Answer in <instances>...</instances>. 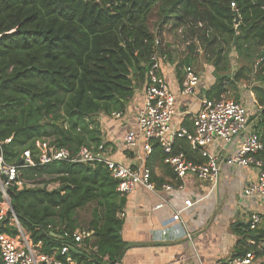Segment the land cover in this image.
I'll list each match as a JSON object with an SVG mask.
<instances>
[{"label": "trees", "instance_id": "trees-1", "mask_svg": "<svg viewBox=\"0 0 264 264\" xmlns=\"http://www.w3.org/2000/svg\"><path fill=\"white\" fill-rule=\"evenodd\" d=\"M175 26L187 39L181 66L195 61L196 42L212 53L208 60L217 73L227 69L220 62L233 49L248 60L251 68H242L236 81L264 58V0H0V142L12 139L3 145L5 159L18 164L31 150L38 161L43 143L72 155L102 145L96 117L125 108L147 81L154 52L169 54L163 38ZM258 66L264 81V60ZM226 81L219 79L208 98L220 99ZM254 91L263 107L258 128L264 141V87ZM22 178L38 186L11 189V204L43 252L66 243L75 248L61 236L82 230L77 212L91 207L82 231L92 236L70 251L72 258L77 264L121 260L127 247L119 217L125 201L104 165H38L24 168ZM52 183L59 187L48 189ZM3 230L18 233L14 227Z\"/></svg>", "mask_w": 264, "mask_h": 264}, {"label": "built area", "instance_id": "built-area-1", "mask_svg": "<svg viewBox=\"0 0 264 264\" xmlns=\"http://www.w3.org/2000/svg\"><path fill=\"white\" fill-rule=\"evenodd\" d=\"M84 2H99V0H83ZM235 7V4H232ZM159 44V41L156 42ZM163 56L155 51L150 59L147 76L146 96L143 106L137 113V130H129L120 145L135 152L139 162L128 165L116 160L107 145L103 143L97 148L83 147L75 155L66 149H54L46 143L40 146L38 161L33 157L31 150H25L17 164L5 159L4 144L12 139L0 142V260L3 264H77L70 251L82 247L84 240L91 238L92 233L77 230L74 233L65 231L64 239L70 243L61 248H55L50 253L42 251L41 243H34L30 235L23 229L16 215L10 198V190L29 188V184L22 178V170L38 165H49L60 162L102 164L117 181V191L124 197L134 192L138 187L157 193L158 189L152 181V171L147 162L154 152L157 144L164 153V163L175 173L177 180L182 181L188 175L198 177L210 185V192L215 190L220 182V166L224 160L231 165L251 168L255 171L256 180L248 182L242 190L241 197L254 200L260 207L247 216L245 231L249 233L244 254L231 259L219 260L214 264H264V142L252 124V117L256 115L255 107L232 99L203 98L199 112L191 114L192 130L185 127L174 126V119L178 114L176 96L170 86L161 77ZM264 60L260 59V62ZM201 77L193 66L184 67V80L181 93L183 95L197 96L199 93ZM257 106V102H256ZM261 110L258 105L257 107ZM121 112H115L113 119L121 118ZM241 138L239 148L227 158L223 156L226 146ZM179 139H186L191 149L199 154L202 161H193L183 151L175 149ZM226 158V159H225ZM162 189L172 191L170 185H163ZM201 199H189L185 202L183 210L175 213L163 224L158 237L166 241L179 236L192 240L193 234L188 231L182 218L185 209L196 205ZM164 203L158 204L155 209H161ZM14 227L17 235L12 236L3 230V227ZM177 227L182 231L180 235H171L169 230ZM52 228V226H49ZM252 234H255L251 237ZM61 256V258L59 257ZM115 264H122L118 261Z\"/></svg>", "mask_w": 264, "mask_h": 264}, {"label": "crops", "instance_id": "crops-1", "mask_svg": "<svg viewBox=\"0 0 264 264\" xmlns=\"http://www.w3.org/2000/svg\"><path fill=\"white\" fill-rule=\"evenodd\" d=\"M191 66L201 77L197 96L181 93L185 65H179L176 55L172 59L163 57L161 65V77L176 96L178 114L174 119V126L188 130L193 128L191 114L199 112L201 100L208 98V92L219 80L213 66L198 70L195 61ZM240 81L241 79L226 81V92L221 98L230 97L231 89L238 84L239 96L234 99L255 107L254 111L257 113L252 117V124L256 126L263 140L262 130L258 128L263 107L257 100L254 87ZM146 87L147 81L125 102L121 118L113 119L103 113L96 117L103 133V142L109 150L112 149L111 153L116 160L128 165L139 162L135 158V152L120 144L129 130H137V113L144 104ZM258 105L261 107L259 112ZM240 143L241 138H238L226 146L223 156L227 158L233 155ZM175 149L183 151L193 161L203 160L191 149L186 139H179ZM164 156L161 147L155 144L154 152L147 162L158 192L138 187L123 197L125 205L119 217L123 221L121 235L127 247L121 258L122 264H214L219 260L225 261L244 254L249 235L245 231L247 216L260 207L254 200L243 199L241 194L248 182L256 180L255 171L228 164L224 160L220 166L219 185L210 192V185L196 176L188 175L182 181L177 180L172 169L164 163ZM163 185H170L173 190L166 191L162 189ZM189 199H201L182 213L188 231L193 234L192 240L182 235L174 239L173 235L182 234L177 227L169 230L173 236L170 240H161L158 235L164 222L176 210H183ZM160 203H164V207L155 209Z\"/></svg>", "mask_w": 264, "mask_h": 264}, {"label": "rangeland", "instance_id": "rangeland-1", "mask_svg": "<svg viewBox=\"0 0 264 264\" xmlns=\"http://www.w3.org/2000/svg\"><path fill=\"white\" fill-rule=\"evenodd\" d=\"M181 27L175 26L170 28L169 30H166L165 37L163 38V49H166L169 54H167V59H172L173 55H176V60L180 61L181 57V51H183V48L185 47V43L187 39H183L181 36ZM184 29V28H183ZM185 31V30H184ZM192 40V37L191 39ZM185 42V43H184ZM196 47L194 51V59L195 62H197L198 70H205L207 66L212 67V63L208 60L211 57V52H206L204 46L200 42H196ZM181 49H180V48ZM259 60L256 59L253 61L254 66L251 71H245L243 73V76L241 77L242 83H246L247 85H250L252 87L262 86L264 87V81H262L258 76V72H260V67L258 66ZM221 67L226 66L227 69L223 72L217 73L215 68L214 71L216 74H218V79L220 77H226L227 81L233 82L234 77L236 76L239 71L244 67H250V64L248 63V60L241 57L235 49H233L225 59H222L220 62ZM214 67V66H213ZM212 67V68H213ZM251 68V67H250ZM249 68V69H250ZM258 70V71H257ZM240 84V83H239ZM238 84L235 88L231 89V96L230 98L236 99V97L239 96L238 94ZM253 88V89H254ZM46 181H49L50 178L44 177ZM42 179V180H43ZM27 184H29V187H37L38 185H35L27 181ZM39 187H43V185H40ZM59 185L56 183H52L48 185V189H54L58 188ZM91 207H86L80 211L77 212L78 222L81 226V229L84 230L87 228V224L91 218ZM81 230V231H82Z\"/></svg>", "mask_w": 264, "mask_h": 264}]
</instances>
